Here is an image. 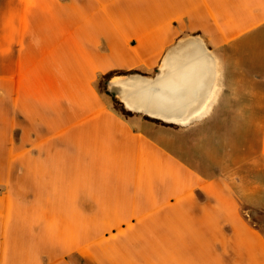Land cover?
<instances>
[{
    "label": "crops",
    "instance_id": "1",
    "mask_svg": "<svg viewBox=\"0 0 264 264\" xmlns=\"http://www.w3.org/2000/svg\"><path fill=\"white\" fill-rule=\"evenodd\" d=\"M192 39L188 129L98 89ZM0 264H264V0H0Z\"/></svg>",
    "mask_w": 264,
    "mask_h": 264
},
{
    "label": "bare ground",
    "instance_id": "2",
    "mask_svg": "<svg viewBox=\"0 0 264 264\" xmlns=\"http://www.w3.org/2000/svg\"><path fill=\"white\" fill-rule=\"evenodd\" d=\"M182 45L169 51L163 60L161 75L153 79L140 75L114 77L111 85L120 88L118 98L128 110L180 127L210 114L217 87L205 94L213 67L209 52L199 39ZM215 73L216 79L219 75Z\"/></svg>",
    "mask_w": 264,
    "mask_h": 264
},
{
    "label": "rangeland",
    "instance_id": "3",
    "mask_svg": "<svg viewBox=\"0 0 264 264\" xmlns=\"http://www.w3.org/2000/svg\"><path fill=\"white\" fill-rule=\"evenodd\" d=\"M136 75V74H135ZM128 76H131V75H128ZM97 87H98V89L104 94V95H106V97L109 99V101H110V104L114 107V109H117V111H119L120 113H122V107H120L115 101V99H117L118 101H120L119 100V98L118 97H114V96H111L109 93H108V88H107V82L105 81V80H100L99 82H98V84H97ZM216 87V86H215ZM119 90H120V88H118ZM122 105H123V109L125 110V117H132V116H134V113H137V112H133V111H130V110H128L126 107H125V105L122 103ZM247 109H249V108H247ZM257 110H256V112L254 113V118L256 119V120H258L259 118H260V116H261V113H260V108H256ZM129 112V113H128ZM139 114H142V113H139ZM145 115V114H144ZM146 116H148V115H146ZM145 118H147V120L148 121H151L152 123H154L155 125H157V126H169V127H171V128H173V129H176V130H184V129H188L189 128V126L188 127H180V126H177V125H174V124H170V123H166V122H162V121H160V120H158V121H155V120H157V119H152V117L151 118H148V117H145ZM204 119V118H203ZM200 121V120H199ZM197 122V121H196ZM248 137L250 136L249 135V132H248ZM250 139H252V140H257V135L256 134H252L251 136H250Z\"/></svg>",
    "mask_w": 264,
    "mask_h": 264
},
{
    "label": "trees",
    "instance_id": "4",
    "mask_svg": "<svg viewBox=\"0 0 264 264\" xmlns=\"http://www.w3.org/2000/svg\"><path fill=\"white\" fill-rule=\"evenodd\" d=\"M119 75H121V74H119ZM127 75V74H126ZM113 76V73H111V74H108V75H106V76H104L103 78H101V80H105L106 82H107V84H108V81L110 80V78ZM114 96V95H113ZM116 101V103L120 106V107H122V113H120L119 111V113L121 114V115H123V116H125V110L123 109V105H122V103L120 102V101H118L117 99H115ZM117 110V109H116ZM129 113V112H128ZM155 121H158V120H155Z\"/></svg>",
    "mask_w": 264,
    "mask_h": 264
},
{
    "label": "water",
    "instance_id": "5",
    "mask_svg": "<svg viewBox=\"0 0 264 264\" xmlns=\"http://www.w3.org/2000/svg\"><path fill=\"white\" fill-rule=\"evenodd\" d=\"M114 88H116V87H114ZM117 89V91H118V93H119V89L118 88H116ZM121 102V101H120ZM122 103V102H121ZM149 117V116H148ZM151 118V117H150ZM153 119H155V118H153ZM157 120H159V119H157ZM160 121H162V120H160ZM163 122V121H162Z\"/></svg>",
    "mask_w": 264,
    "mask_h": 264
}]
</instances>
